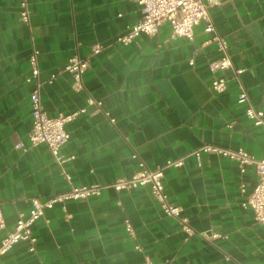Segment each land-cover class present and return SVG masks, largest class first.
<instances>
[{
    "label": "crops",
    "instance_id": "1",
    "mask_svg": "<svg viewBox=\"0 0 264 264\" xmlns=\"http://www.w3.org/2000/svg\"><path fill=\"white\" fill-rule=\"evenodd\" d=\"M141 16L134 0H30L26 25L18 0H0L1 234L28 216L31 198L45 201L70 185L106 186L99 196L45 210L32 226L33 252L18 242L1 264H143L144 256L156 264H264V225L243 206L257 180L255 165L240 173L235 162L202 153L200 166L188 157L164 171L167 198L180 207L191 236L160 210L147 187L117 192L107 186L132 176L139 162L153 169L203 144L242 148L264 159V130L237 102L232 70L223 72L222 93L210 89L208 70L218 58L211 41L217 34L228 44L233 67L244 70L239 80L250 104L264 113V0H212L208 16L215 32H204L200 22L192 40L172 35L163 23L154 36L116 42ZM96 44L102 51L93 55ZM32 46L39 51L41 81L73 55L89 60L82 88L64 74L40 89L50 116L85 108L65 125L69 140L61 153L74 158L61 167L46 145L28 142L31 85L24 79ZM18 142L22 150L14 149ZM203 232L217 236L204 238Z\"/></svg>",
    "mask_w": 264,
    "mask_h": 264
},
{
    "label": "built area",
    "instance_id": "2",
    "mask_svg": "<svg viewBox=\"0 0 264 264\" xmlns=\"http://www.w3.org/2000/svg\"><path fill=\"white\" fill-rule=\"evenodd\" d=\"M141 7L142 16L140 20L132 25L126 26L125 33L116 38V42L123 45L131 43L139 34L154 36L157 34L159 26L163 23L169 24L172 35L182 36L188 40L193 38V28L200 22H204V32L213 33L215 27L208 16V7L212 0L204 2L203 0H134ZM19 19L26 25L30 23V0H18ZM211 41L215 43V49L218 53V58L209 62L208 70L212 74L210 89L214 93H222L226 90L227 78L223 72L232 70L235 79L238 82L239 93L237 102L244 104V113L246 118L255 126H259L264 130V113L261 110L255 109L249 102L248 95L244 89L239 75L244 71L242 68H234L226 40L217 34H214ZM102 51L101 45H94L92 54L97 55ZM37 48L32 46L28 62L29 74L24 79L25 83L31 85L29 92V105L31 115V130L28 134L29 146L44 144L48 148L54 162L58 166H62L65 162L74 158L73 155L64 156L61 153V148L69 140V132L65 125L74 120L80 113L85 112V108L77 112L69 114L59 113L56 116H50L44 110L41 99L40 89L43 84H51L58 76L67 74L70 76L73 85L80 89L82 88V77L89 67L87 58H80L78 55L69 57L65 64L58 67L54 72L44 80L39 79L40 71L38 68ZM192 64V60H190ZM89 104L96 103L88 99ZM113 121V120H111ZM24 145L18 142L14 145L15 150H22ZM202 153H214L221 158L228 159L237 164L240 173L245 171L246 166L255 165L257 172V180L255 186L249 192L247 200L243 206L250 207L255 215L258 223L264 225V159H256L253 155L246 152L242 148L228 149L221 148L211 144H203L195 150L184 154L174 160H167L163 164L156 166L153 169L147 168L142 162H139V169L130 177H121L115 179L108 184V187L119 192L122 190H130L138 187H147L151 197L159 204L160 210L169 217L176 219L181 229L188 235L193 234L192 228L188 225L187 220L181 217V209L179 206L169 202L164 190L163 178L164 171L167 168H178L184 164L186 158L191 157L196 161L197 166L201 165ZM62 175L69 182L70 176L62 170ZM106 187L100 184H89L81 186H72L67 192L53 195L41 201L38 198L30 199V210L27 217L20 215L16 220L14 227L6 231L3 235L1 232L5 228L3 215L0 209V264L1 259L5 256L15 244L21 241L28 243V252H33L36 238L32 234L33 224L44 217L45 210L53 208L55 204H63L67 200L88 199L93 196H99L101 190ZM239 191L246 192L245 185L239 184ZM64 208V207H63ZM125 227L128 232L133 235L131 225L128 221L125 222ZM204 238H212L216 234L200 233ZM137 251H141L139 245H135ZM143 264H156L147 256L143 258Z\"/></svg>",
    "mask_w": 264,
    "mask_h": 264
}]
</instances>
